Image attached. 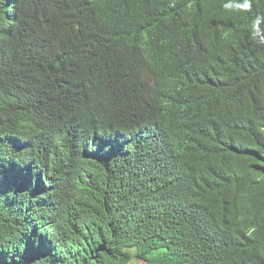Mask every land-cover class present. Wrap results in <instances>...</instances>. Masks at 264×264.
Segmentation results:
<instances>
[{
  "label": "trees",
  "instance_id": "1",
  "mask_svg": "<svg viewBox=\"0 0 264 264\" xmlns=\"http://www.w3.org/2000/svg\"><path fill=\"white\" fill-rule=\"evenodd\" d=\"M226 2L0 0V264H264V0Z\"/></svg>",
  "mask_w": 264,
  "mask_h": 264
},
{
  "label": "clouds",
  "instance_id": "2",
  "mask_svg": "<svg viewBox=\"0 0 264 264\" xmlns=\"http://www.w3.org/2000/svg\"><path fill=\"white\" fill-rule=\"evenodd\" d=\"M223 8L229 12H245L251 8L249 0H244L243 3L240 0H228L223 4ZM264 23V16H257L251 23V40L257 44L264 45V28L261 24Z\"/></svg>",
  "mask_w": 264,
  "mask_h": 264
},
{
  "label": "rangeland",
  "instance_id": "3",
  "mask_svg": "<svg viewBox=\"0 0 264 264\" xmlns=\"http://www.w3.org/2000/svg\"><path fill=\"white\" fill-rule=\"evenodd\" d=\"M142 264H144V262H142Z\"/></svg>",
  "mask_w": 264,
  "mask_h": 264
},
{
  "label": "bare ground",
  "instance_id": "4",
  "mask_svg": "<svg viewBox=\"0 0 264 264\" xmlns=\"http://www.w3.org/2000/svg\"><path fill=\"white\" fill-rule=\"evenodd\" d=\"M153 19V18H152Z\"/></svg>",
  "mask_w": 264,
  "mask_h": 264
}]
</instances>
